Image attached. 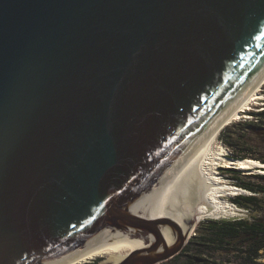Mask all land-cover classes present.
<instances>
[{"label":"water","instance_id":"water-1","mask_svg":"<svg viewBox=\"0 0 264 264\" xmlns=\"http://www.w3.org/2000/svg\"><path fill=\"white\" fill-rule=\"evenodd\" d=\"M263 77L264 0H0V264L172 259L148 213Z\"/></svg>","mask_w":264,"mask_h":264},{"label":"bare ground","instance_id":"bare-ground-1","mask_svg":"<svg viewBox=\"0 0 264 264\" xmlns=\"http://www.w3.org/2000/svg\"><path fill=\"white\" fill-rule=\"evenodd\" d=\"M264 83V77L251 89L234 111L224 120L221 127L214 130L206 144L198 152L192 163L181 173L167 200L154 208L148 214L152 216H168L182 225L186 217L193 219L194 223L206 217L230 218L238 216V210L223 196H234L238 193L247 194L243 189L225 184L213 169L216 165L236 170H250L257 174H264V164L252 159H230L220 155L213 149V144L220 130L238 118H247L245 112L262 95L258 93ZM169 241V240H168ZM139 243L126 236L121 242L109 245L100 251L87 254L70 264H83L95 258L104 257L116 264L136 250Z\"/></svg>","mask_w":264,"mask_h":264},{"label":"trees","instance_id":"trees-1","mask_svg":"<svg viewBox=\"0 0 264 264\" xmlns=\"http://www.w3.org/2000/svg\"><path fill=\"white\" fill-rule=\"evenodd\" d=\"M252 121L238 122L231 127L249 128L256 135H264V109L259 112H250ZM228 129L220 134V141H225L229 147L243 148L248 145L250 139L245 142L239 139L228 142ZM244 137V136H243ZM264 137V136H262ZM259 138V137H258ZM260 139V138H259ZM264 139V138H263ZM261 140V139H260ZM264 142V140H261ZM264 146V145H263ZM230 159H252L264 164V153L257 157L250 154H231ZM233 173L235 183H238V173L229 169ZM260 183V186L251 183H238L251 194H261L264 196V174L252 175ZM231 203L245 207H259L260 200L254 195L235 196ZM264 256V220L259 218L237 219L234 221H221L219 219H205L199 222L197 232L190 238L181 252L168 262L160 264H264L259 260ZM97 260H92L84 264H96Z\"/></svg>","mask_w":264,"mask_h":264},{"label":"rangeland","instance_id":"rangeland-1","mask_svg":"<svg viewBox=\"0 0 264 264\" xmlns=\"http://www.w3.org/2000/svg\"><path fill=\"white\" fill-rule=\"evenodd\" d=\"M259 94H261L262 96L255 101L254 104H252L250 106V109L247 110L245 112L247 118L241 117L238 118L235 121L230 122L227 126L223 127L216 140L215 143L213 144V149L218 151V153L220 155H225V156H229L231 154H250V155H254V156H261L264 153V142H261V140H264L262 136L264 135H256V133L251 132L249 130V128H233L231 127L232 125L238 123V122H243V121H252V117L248 114H250V112H259L262 111L264 109V83L262 84V86L260 87V90L258 91ZM228 129L227 131V137L224 138L225 140H227L228 142H232L234 140L239 139V141L241 142H245V139H250L251 141L248 142L249 146L246 147H241V148H234V147H229L227 145H225V141L223 140L222 142L220 141V134L221 132H223V130ZM244 136V137H243ZM261 139H259V138ZM231 144H234L233 142ZM232 169L229 167H224V166H220L216 165L213 169L214 173L217 174L219 177L225 184L227 185H232L235 186L237 188L243 189L241 187V185H239L238 183L240 182H244V183H251L253 185H258L260 186L262 183H260L257 179H255V177H253L252 175H256L257 173H255L254 171H250V170H236V169H232L235 170V172L238 173V183H235L234 181V175L232 172H228L227 170ZM262 175V174H260ZM262 186V185H261ZM244 190V189H243ZM247 194H236L234 196H223V200L228 201L229 203H231V199L235 198V196H250V195H254L256 198H258L260 200V203H258L259 207H245V206H239V205H235L233 203H231L232 205H234L235 209H237L238 212V218H243V219H250V218H259L264 220V196H262L261 194H251L248 191H246ZM205 219H219V218H214V217H206V218H202L200 219L199 222H202ZM199 222L194 223V230H193V236L195 235V233L197 232V226L199 224ZM192 237V236H191ZM190 237V238H191ZM190 240V239H189ZM188 243V242H187ZM185 247V246H184ZM178 255V254H177ZM95 260H97L96 264H102L105 260H107L104 257L101 258H95ZM92 260L87 261L86 263L90 262ZM260 262L264 263V256L259 260ZM168 262V261H167ZM84 264V263H83Z\"/></svg>","mask_w":264,"mask_h":264},{"label":"built area","instance_id":"built-area-1","mask_svg":"<svg viewBox=\"0 0 264 264\" xmlns=\"http://www.w3.org/2000/svg\"><path fill=\"white\" fill-rule=\"evenodd\" d=\"M225 156V155H224Z\"/></svg>","mask_w":264,"mask_h":264},{"label":"flooded vegetation","instance_id":"flooded-vegetation-1","mask_svg":"<svg viewBox=\"0 0 264 264\" xmlns=\"http://www.w3.org/2000/svg\"><path fill=\"white\" fill-rule=\"evenodd\" d=\"M263 196V195H262Z\"/></svg>","mask_w":264,"mask_h":264}]
</instances>
